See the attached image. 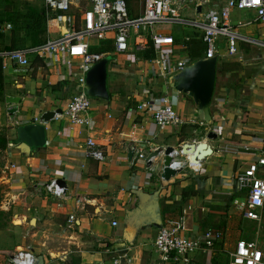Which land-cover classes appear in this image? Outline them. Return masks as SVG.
<instances>
[{
  "label": "crops",
  "instance_id": "crops-1",
  "mask_svg": "<svg viewBox=\"0 0 264 264\" xmlns=\"http://www.w3.org/2000/svg\"><path fill=\"white\" fill-rule=\"evenodd\" d=\"M29 4L37 11L44 5L43 0ZM127 4L132 16L141 13L138 1ZM253 16L252 11L233 10L230 20L235 24ZM183 32L170 50L173 59L189 57L185 41L191 33ZM238 32L250 41H237L235 59L217 56L216 69L223 62L237 67L216 73L210 125L198 119L190 98L164 89L161 80L151 78V69L159 66L151 64L153 56L138 62L135 54L116 57L109 54L111 47L106 49V56L111 57L107 73L110 100L91 99V108L83 115L86 125H74L62 113L46 123L41 120L46 112L64 111L78 88L71 78L80 73L77 65L53 66L31 57L30 65L23 68L1 60L0 135L6 145L0 150V184L6 186L4 208L20 223L0 230V264H11L12 255L28 247L38 264H113L115 257L124 254L132 264H160L153 247L156 233L180 218L190 238L217 230L223 233L218 246L241 239L244 219L232 209V201L240 197L234 176L253 158L239 149L241 145H258L264 151V24ZM5 33L9 43L10 32ZM164 90L185 119L182 126L159 129L149 114L138 110L147 91L156 100ZM6 97L19 102L7 103ZM29 124L44 127V147L34 149L17 141L18 128ZM208 133H215L216 138L207 140ZM88 138L99 145L104 161L86 156ZM192 140L206 142L212 149L200 161L197 173L183 171L163 180L161 155L150 165L152 171L136 155V151L151 153ZM130 151L133 156L128 158ZM51 180L62 181L66 189L62 199L45 193L44 185ZM138 192L149 197L140 198ZM203 261L217 264L216 254H195L189 264Z\"/></svg>",
  "mask_w": 264,
  "mask_h": 264
},
{
  "label": "built area",
  "instance_id": "built-area-1",
  "mask_svg": "<svg viewBox=\"0 0 264 264\" xmlns=\"http://www.w3.org/2000/svg\"><path fill=\"white\" fill-rule=\"evenodd\" d=\"M135 1L142 4L139 8L141 13L137 16L130 14L127 0H83V3L82 0H43L45 41L35 47L0 50V58L23 68L30 65L31 57L40 58L53 66L61 63L77 65L80 73L72 74L71 78L78 83V88L67 101L62 114L74 125H86L88 120L83 115L90 110L92 100L84 89L85 75L106 56L108 47H111L109 54L116 57L151 48L153 58L150 62L152 65H159L158 68L151 69V78L161 80L162 87L167 90L172 89L169 76L193 61L189 57L171 58L169 53L175 45L171 30L154 26L178 25L181 29L188 30L204 45L203 59L215 56L235 59L237 41H250L240 35L238 29L252 24H264V0H196L190 10L187 9L185 0ZM233 10L252 11L254 16L250 20L232 24L230 17ZM10 29L9 24L1 27L4 32ZM91 39H96L98 45H92ZM222 40L225 47L223 50L220 48ZM93 47L101 50L96 51ZM135 58L138 62H145V59L137 56ZM146 93L147 98L138 104V110L149 114L159 129L186 123L183 116L176 111L173 99L167 91L164 90L156 100L150 99V92ZM199 142L192 140L170 146L172 150L169 153V167L174 169L173 164L178 160L182 165L174 169L177 173L186 170L199 172L201 163L197 166L192 164V154L184 149L186 145H197ZM85 149L87 157L97 161L105 160L94 139L86 140ZM239 149L253 154V158L239 168L234 176L236 191L240 197L232 201V209L242 219L255 223L258 235L264 230V151L258 145L246 144ZM148 154L136 151L137 158L143 159L150 167L154 159H148ZM159 166L162 171V161ZM150 170L153 169L150 167ZM44 191L58 199H62L66 193V189L57 180L45 184ZM69 220L73 221L74 217L70 216ZM112 226H116L115 221ZM184 232L185 224L181 218L159 228L153 247L159 255L160 264H189L195 254L224 252L221 245L218 246L223 240L221 231L205 230L198 238H190ZM226 253L227 264H264V247L261 246L259 238H241L236 241L234 249ZM10 263L38 264V260L28 247L16 251ZM112 263L132 264V261L124 254L115 257Z\"/></svg>",
  "mask_w": 264,
  "mask_h": 264
},
{
  "label": "water",
  "instance_id": "water-1",
  "mask_svg": "<svg viewBox=\"0 0 264 264\" xmlns=\"http://www.w3.org/2000/svg\"><path fill=\"white\" fill-rule=\"evenodd\" d=\"M111 60L110 56L104 57L102 60L94 64L85 75L84 89L86 95L91 99L109 101L110 96L107 89V73L108 64ZM216 64L217 56L211 59H199L193 61L184 69L169 76L168 81L170 87L178 93L190 98L197 111V116L200 121L210 125L212 122L210 115V103L213 96L216 79ZM7 103H18V98L6 97ZM62 111L46 112L42 115V122H49L56 114H61ZM18 142L26 144L30 148H41L46 144L45 129L41 124H29L18 128ZM207 140L216 138L215 133H208ZM192 154V160L202 161L205 157L211 155L212 149L206 142H199L197 145L190 144L184 148ZM172 148L166 147L164 150L157 149L148 154V159H156L162 155V171L160 177L163 180H169L176 176L177 172L171 169V158L169 153ZM133 156V152L128 153V158ZM151 164V161H150ZM61 184L62 181L58 182ZM141 198H147L149 195L138 192ZM159 224V222H158Z\"/></svg>",
  "mask_w": 264,
  "mask_h": 264
},
{
  "label": "trees",
  "instance_id": "trees-1",
  "mask_svg": "<svg viewBox=\"0 0 264 264\" xmlns=\"http://www.w3.org/2000/svg\"><path fill=\"white\" fill-rule=\"evenodd\" d=\"M29 1L25 0L21 8L19 7L18 0H0V39L6 37V33L1 30V27L9 24L11 25L9 45L0 50L7 49H24L28 47H35L42 44L45 41V18L43 9L41 11L35 10L30 6ZM128 3V0H127ZM44 36L41 39V36ZM190 39L185 41L187 53L192 61L199 60L204 57V45L200 39L195 35L189 34ZM175 39V37H174ZM176 41V40H175ZM138 58L150 59L153 56V51L148 48L144 51H138L135 53ZM236 63L223 62L216 69V73L230 72L236 69ZM4 81L2 77V63L0 58V102L3 100ZM6 145V139L3 135H0V150H3ZM2 214V213H1ZM5 227L0 223V230Z\"/></svg>",
  "mask_w": 264,
  "mask_h": 264
},
{
  "label": "rangeland",
  "instance_id": "rangeland-1",
  "mask_svg": "<svg viewBox=\"0 0 264 264\" xmlns=\"http://www.w3.org/2000/svg\"><path fill=\"white\" fill-rule=\"evenodd\" d=\"M25 0H18L19 2V7L21 8V13H24V11L22 10L23 7V3ZM185 4H187V9H191L193 4L196 2V0H185L184 1ZM83 3V0H82ZM81 3V6H83ZM154 28H163V29H169L171 30V34L174 35V37L176 36H182L181 34H185V32L183 31H188V30H184L180 28V26L178 25H173V26H169V27H165V26H161V27H157L154 26ZM189 32V31H188ZM44 36H41V39H43ZM90 43L94 46L98 45V41L96 39H91ZM9 45V43L7 42V40L4 39H0V48L1 47H7ZM2 102V101H1ZM3 159H2V153L0 152V178L2 175L1 170L3 169ZM186 172H189L188 170H186ZM5 199H6V186L0 184V223L4 226L10 225V224H14L17 225L20 223L19 220H14L13 217L11 216V212L7 209L4 208V203H5ZM2 213V214H1ZM2 230V229H1ZM256 224L250 221H246L244 220L242 223V227H241V234L243 235V237L240 238H247V239H253V238H259V242L261 243V246L264 247V230L262 229L258 235H256ZM4 231V230H2ZM17 234H21L20 232H17ZM28 243V242H27ZM236 243V242H235ZM235 243H231L228 241H225L223 243V245H221V247L224 249V252H219L216 254V262L217 264H227L228 262V254L226 252L228 251H232L235 247ZM198 264H206L204 261L202 263H198ZM208 264H214V263H208Z\"/></svg>",
  "mask_w": 264,
  "mask_h": 264
},
{
  "label": "bare ground",
  "instance_id": "bare-ground-1",
  "mask_svg": "<svg viewBox=\"0 0 264 264\" xmlns=\"http://www.w3.org/2000/svg\"><path fill=\"white\" fill-rule=\"evenodd\" d=\"M191 162H192V164H195V166H197L200 162H198V161H194V160H192V158H191ZM181 165H182V163L180 162V161H178V160H176L175 162H174V164H173V168L174 169H178L179 167H181Z\"/></svg>",
  "mask_w": 264,
  "mask_h": 264
}]
</instances>
